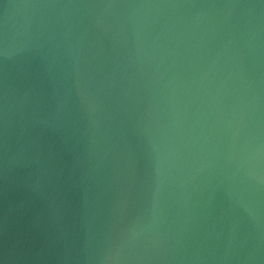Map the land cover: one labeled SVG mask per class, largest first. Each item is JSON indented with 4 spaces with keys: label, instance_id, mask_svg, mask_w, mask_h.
Instances as JSON below:
<instances>
[{
    "label": "water",
    "instance_id": "obj_1",
    "mask_svg": "<svg viewBox=\"0 0 264 264\" xmlns=\"http://www.w3.org/2000/svg\"><path fill=\"white\" fill-rule=\"evenodd\" d=\"M0 264H264V0H0Z\"/></svg>",
    "mask_w": 264,
    "mask_h": 264
}]
</instances>
